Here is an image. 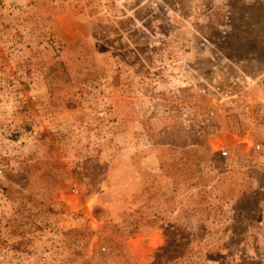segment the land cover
I'll return each instance as SVG.
<instances>
[{"label":"rangeland","instance_id":"374dc122","mask_svg":"<svg viewBox=\"0 0 264 264\" xmlns=\"http://www.w3.org/2000/svg\"><path fill=\"white\" fill-rule=\"evenodd\" d=\"M0 264H264V0H0Z\"/></svg>","mask_w":264,"mask_h":264},{"label":"built area","instance_id":"2783aa9c","mask_svg":"<svg viewBox=\"0 0 264 264\" xmlns=\"http://www.w3.org/2000/svg\"><path fill=\"white\" fill-rule=\"evenodd\" d=\"M260 146H261V145H260L259 143H256V144L254 145V147H255L256 149H260ZM221 154H222V155H226V151H225V150H222V151H221Z\"/></svg>","mask_w":264,"mask_h":264}]
</instances>
